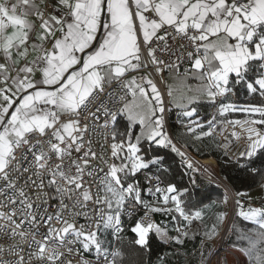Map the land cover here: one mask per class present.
Here are the masks:
<instances>
[{"label": "built area", "instance_id": "2783aa9c", "mask_svg": "<svg viewBox=\"0 0 264 264\" xmlns=\"http://www.w3.org/2000/svg\"><path fill=\"white\" fill-rule=\"evenodd\" d=\"M237 4L248 8L246 0ZM43 7L48 15L62 16L60 0H44ZM146 15L152 16L149 11ZM159 32L148 44L152 54L142 46L139 67L111 82H102L73 114L59 116L57 123L69 120L73 125L66 138L55 137L53 128L31 130L14 145L0 170V264H116L114 245L103 254L83 250L81 240L92 242L107 220L109 203L105 180L118 167L112 143L113 126L132 98L127 83L130 77L138 85L150 82L159 93L161 118L170 138L168 143L180 153L191 182L195 186L205 183L218 186L226 200L234 205V216L227 229H224V218L217 234L209 241L211 250L198 264H214L208 258L221 233H224V246L236 250L228 240L238 205L264 212V202L233 191L220 175L215 159L214 165L205 162L207 158L199 157L178 142L171 125L186 129L207 124V132L216 136L218 148L230 161L247 159L259 152L264 146V129L249 116L235 121L224 116L229 108L224 110L223 98L236 100L231 90L216 93L205 121H180L179 111L168 98L166 78L170 70L178 74L186 72L195 60L202 61L205 67L200 31L195 27L181 30L163 24ZM261 99L264 101V96ZM117 172L125 176L126 169L121 167ZM118 182L114 183L122 191ZM125 188L127 193L123 195L119 212L124 226L136 222L153 227L154 203L168 191L165 181L143 167L136 170ZM185 218L187 222L192 220L190 215ZM237 251L239 255L232 257L226 251L221 252L219 264H247L246 256Z\"/></svg>", "mask_w": 264, "mask_h": 264}, {"label": "crops", "instance_id": "0c3cea01", "mask_svg": "<svg viewBox=\"0 0 264 264\" xmlns=\"http://www.w3.org/2000/svg\"><path fill=\"white\" fill-rule=\"evenodd\" d=\"M43 1L0 0V170L10 148L31 130L53 128L55 137L66 138L73 125L69 120L57 123L59 116L73 114L102 82L139 67L142 46L152 54L148 44L159 36L163 24L200 31L205 67L195 60L186 72L170 70L166 78V82L170 76L178 82L184 107L168 98L188 121H192L189 117L195 112V102L212 100L211 90L223 93L218 84L229 90L230 76L239 74L249 60L259 59L264 65V0H246L247 9L237 4L240 0H60V17L46 14ZM148 11L152 16L146 15ZM129 80L147 91L154 87L148 81L138 85L133 78L127 83ZM256 83L264 89V76ZM230 99L223 98L224 110L231 108ZM132 100L121 113L139 129L140 123L125 115ZM252 218L264 224L259 212ZM141 228L145 233L152 228L164 243L170 240L164 230L154 226L137 224L136 234ZM92 242L82 239V249L108 251ZM212 255L208 262L216 263Z\"/></svg>", "mask_w": 264, "mask_h": 264}, {"label": "trees", "instance_id": "16d2710c", "mask_svg": "<svg viewBox=\"0 0 264 264\" xmlns=\"http://www.w3.org/2000/svg\"><path fill=\"white\" fill-rule=\"evenodd\" d=\"M264 76L261 60L251 59L237 75H231L227 87L236 100L224 116L235 121L245 116L253 118L264 129V89L256 83ZM210 101L195 102V112L186 120L178 114L182 122L205 121L208 117ZM186 118V119H185ZM138 124H130L120 113L113 126L112 143L114 157L118 164H125L126 174L119 177L122 187L143 167L157 173L167 184V193L154 203L156 222L154 227L164 230L170 237L162 242L152 228L146 229L145 242L137 238L136 222L124 226L119 218L116 224L102 226L96 235L101 249L109 250L113 245L116 264H198L211 247L209 242L218 232L227 212L226 195L218 186L205 183L195 186L181 162L180 153L166 139L158 143L147 136H136ZM193 126H191L192 128ZM165 131V130H164ZM174 138L201 158L216 160L220 175L228 182L236 194H249L257 187L264 186V146L250 158L230 161L217 146L215 135L207 132V124L193 128L190 134L184 129L171 125ZM165 144V145H164ZM130 145L135 148L133 161ZM134 162V161H133ZM205 162L214 164L213 159ZM264 202V197L261 198ZM256 212L264 217L260 209L237 206L228 244L239 249L247 258V264H264V224L252 218ZM232 213V205L226 222ZM190 215L192 220L186 221ZM225 222V223H226ZM224 251L230 254V250ZM230 252V253H229ZM216 264H218L216 262Z\"/></svg>", "mask_w": 264, "mask_h": 264}, {"label": "rangeland", "instance_id": "374dc122", "mask_svg": "<svg viewBox=\"0 0 264 264\" xmlns=\"http://www.w3.org/2000/svg\"><path fill=\"white\" fill-rule=\"evenodd\" d=\"M128 84H129L131 91H132L133 100L130 103V105L128 106L125 115L128 118V120L132 119L133 121H138L140 123V128L137 130L136 136H139V137L147 136L150 139H152V138L156 139L158 143H160V142L162 143L166 139L170 140V138L167 135L166 130L164 128L163 122H162V118H161L162 103H161V99L159 97V93L157 92V90L154 87H153L152 91L144 90V89L138 87L137 85H135L132 80H129ZM166 84H167V92H168L169 98L172 100L176 99L178 101L177 106L179 108L184 107V104L182 103V101L185 98L183 96V93L180 90H178L179 84L176 81V79H173L172 76H170V79L166 82ZM205 86H207V85L205 84ZM218 87L220 88L219 91H222V92L225 91L224 88L222 86H220L219 84H218ZM172 88H174L173 92H171ZM208 93L212 94L211 97L213 96L212 100H214V98L216 97V92L211 90ZM154 122L156 123V125H154ZM186 132L188 134H190L191 130L187 129ZM14 145L10 148V150H9L10 152H11L12 148L14 147ZM129 148H131V153H132L131 155L134 158L133 159L134 162L131 161L130 163H131V165H134V164H136V162H135L136 158L134 155L135 154V148L133 147V145H130ZM211 159L214 160V158H212V157H211ZM124 166H125V164H123V165L118 164L119 168L124 167ZM118 167L116 166L115 169L112 172H110L109 177L105 180V189H106L107 194H108V203H109L108 216H107V220H106L105 225L116 224V222L119 220V218H121L120 214H119L120 206H121V202L123 199V195L127 193V189L125 187H122V191H120V189L118 190L116 187H113V185H112L113 184L112 180L114 182L119 181L118 172H117V170L119 169ZM260 190H261V192H260ZM262 192H264V186H260L259 188H257V191L256 190L250 191V193L247 194L246 196L250 197V198L255 197L256 199L261 200V198H262L261 193ZM230 204L231 203L227 199L226 200L227 212H226L225 216L227 215V213L230 210V206H231ZM228 205H229V207H228ZM225 216H224V218L226 219L227 216L226 217ZM256 217H258V216L256 215ZM137 236H138L139 240H143L145 238V231L143 230V228L138 230ZM217 240H218V238L215 240L214 248H216L215 245L217 244ZM92 244H94L96 246L97 242H92ZM224 248H226V247L224 246ZM210 250H211V248H210ZM226 250L231 251V253L229 252L230 254H227L228 257H232L233 254L239 255L237 248H236V250L231 249V248H229V249L226 248ZM219 260H220V256H219ZM213 263H214V261H213ZM214 264H216V263H214Z\"/></svg>", "mask_w": 264, "mask_h": 264}, {"label": "bare ground", "instance_id": "6f19581e", "mask_svg": "<svg viewBox=\"0 0 264 264\" xmlns=\"http://www.w3.org/2000/svg\"><path fill=\"white\" fill-rule=\"evenodd\" d=\"M208 159H211V157L210 158H208ZM206 161V160H205ZM209 163V162H208ZM210 164H212V163H210ZM212 165H214V164H212ZM230 205H232V213H231V216H230V218L227 220V222L226 223H224V229L226 228L227 229V225H228V223H230V221L232 220V218H233V216H234V205H233V203H232V201L230 200ZM226 220V219H225ZM225 229V230H226ZM223 238H224V233H221L220 235H219V237H218V240H217V244L215 245L216 246V248H215V250H214V252H213V254H214V258H215V260H216V262L219 264V262H220V260H219V256L221 255V252H223L224 251V241H223Z\"/></svg>", "mask_w": 264, "mask_h": 264}]
</instances>
